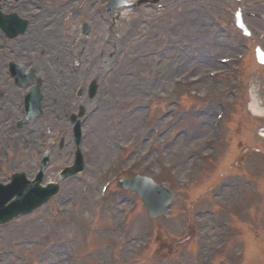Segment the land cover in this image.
Returning a JSON list of instances; mask_svg holds the SVG:
<instances>
[{
	"label": "rangeland",
	"instance_id": "obj_1",
	"mask_svg": "<svg viewBox=\"0 0 264 264\" xmlns=\"http://www.w3.org/2000/svg\"><path fill=\"white\" fill-rule=\"evenodd\" d=\"M85 1L91 4V0ZM192 5L195 13L199 12L198 18L193 19L190 27L194 33L184 39L181 38L180 31L178 37L182 39V44H188V49L193 51L191 55L195 54L198 60L190 58L191 55L186 51L180 54L179 51L171 52V44H176L174 41L171 43L172 39L167 41L168 44L164 42L167 44L164 45L165 52L161 51V55H153L154 50L160 49L159 40L156 36L150 38L147 32L155 24L150 18L149 22L144 19V12L141 9L130 15L132 20H129V15L121 18L120 25L133 32L129 34L125 44L119 41L116 48L118 52L113 46V34L111 38L109 37L108 43L103 41L107 37L103 31L100 32L98 41L94 34L89 35L85 40L83 45L85 53L80 59L82 68L86 71L84 72L86 76L91 74L90 78L98 80L99 86L97 95L93 99H87L85 96L82 101L85 105L86 117L82 122L80 148L85 162L83 178L92 182L89 198L79 201L76 210L68 207L69 215H64L65 220H62L60 226L53 225L52 220L48 219L49 209H56L53 198V207L51 205L45 211L37 210L31 217L28 216L29 218L20 217L12 220L5 227H0V264H49L52 262V256L57 253L60 255L64 253L61 264H66L64 260L66 253L73 264H171L170 255H173L172 252L177 248L184 221L182 219L188 214L194 212L196 214L199 210L205 209L207 200H211L207 196L210 197L212 193H216L217 198L213 199L215 202L221 200L225 205L227 199L233 201L234 207L228 206L230 214L232 211L237 213V210L239 213H244L246 221L254 220L253 224L260 225L258 230L264 243V161H261L262 163L253 171L248 172L251 167L248 165L249 158L244 153H241L240 159H234V156L242 151L240 148H254L257 153H264V140L257 135L258 129L264 127V118L258 119L259 117L253 116L248 110L252 99H256L264 107V91L260 88L261 80L264 78V67L255 65L252 69L249 65L254 56L251 55L252 58L247 59L245 74L240 77L245 89L241 84L237 85L234 82V76L239 77L240 72L234 73L228 69V72L220 71L216 79L208 77L209 70L217 67L216 60L232 47L225 37L220 35L215 20H220L231 29L235 35V42L243 40L242 35L231 27L230 13L235 12L238 7L242 10L244 23L250 31L254 46L264 50V0H243L242 3H237L236 0H194L191 4L184 0H174L170 9L176 12L183 6L190 9ZM205 7L212 13L214 19H209ZM159 13L166 17L167 10ZM256 13L261 14V19L256 17L258 15H253ZM74 38L75 33L71 32L62 43L71 50ZM145 40L147 43L143 45ZM219 42L220 49L217 48ZM222 43L226 47L221 48ZM71 53L74 54V50ZM90 53H96V63L90 62L88 56ZM174 54L176 57L172 56ZM40 55L43 57L42 53ZM40 55L36 54L37 57ZM51 56H53L51 52L44 55V58H47V66H44L47 72L41 69L44 83L41 91L47 100H44L42 116L30 121L20 130L15 127L10 130L11 112L0 111V116L4 118L3 123L0 124V146H7L6 149L13 154V158L11 157L5 167L11 172L25 171L30 177L33 170L27 168L24 163L26 160L35 159L34 152L47 148L52 163L45 172L44 183L49 179L58 181L56 172L69 165L70 148L69 146L66 148V142H70L71 148H74L71 125L65 118L69 109L60 108L59 104L54 106L51 102L52 90L60 96L62 91H65L58 79L60 71L55 70V65H51L53 61ZM40 59L42 58H36V63ZM88 63H93L95 66L93 71L89 70L92 71L91 73L85 67ZM98 68L101 71L97 72ZM67 69L65 68L64 73H68ZM189 70L191 75L183 81V84L178 85L177 88L171 84L173 78ZM55 72L58 78H55ZM118 72L120 74H117ZM114 73L116 77L111 78V74ZM117 79L124 80L128 84L126 89L128 92L124 86L116 88ZM230 84L234 85L230 87ZM139 86L144 88L141 93H136ZM236 87L239 90L238 103L234 107L228 106V112L221 124L223 129L221 134L225 136H221L220 143L228 146L224 152H217L218 155L201 161V154L207 152L205 150L209 148L205 138L209 137L210 119L217 111V102L221 99L230 103L228 94ZM12 92H5L3 98L5 96L7 100L11 99V95L15 93ZM177 92L181 95L180 98L176 97ZM20 99L16 97L14 101L16 107L20 104ZM171 101H174L173 106ZM129 120H135L137 126L128 128L126 123ZM4 125L9 133L8 141H4L6 137L1 129ZM32 129L35 140L31 142L34 145L26 144L25 134ZM12 136L16 138L14 143L10 139ZM131 137H135L136 140L128 150L125 149L124 152L120 150L122 153L118 164L116 162L120 154L118 146L126 145ZM219 138L220 134L216 141ZM62 139L63 146L60 148ZM23 148L26 154L24 158L21 157L24 155L21 153ZM104 148L107 150L106 153L103 151ZM0 159L5 162L1 155ZM119 172L122 176L135 173L150 176L175 191L176 195L173 199V210L153 220L148 217L139 200L134 202L136 204H132L134 210L129 221V231L127 233L125 231L124 235L119 237L117 246L114 247L115 253H118L115 254L117 260L111 263L106 257L109 238L113 236V231L111 232L110 229L119 217L121 208L125 206L117 204L116 199L121 200L131 193L119 190L113 185L108 197L104 201H99L97 192L99 183L103 179L112 178ZM247 181L255 185L254 189L250 188L253 184L247 185ZM258 181H260L259 185L256 184ZM60 184L66 191L67 203L69 197H77L76 182L72 183L66 179ZM235 185L238 187L235 188ZM57 213L60 216V212ZM226 215L224 211L223 217ZM195 217L196 220L201 221L202 216ZM200 221L195 227L197 230ZM232 221L235 223L234 217ZM76 223L79 225L74 228ZM205 224H208L209 228H201L200 233L203 239L205 234L209 242L214 244L220 226L215 229V224L212 222L206 221ZM83 232L89 233L90 237ZM242 234L249 242L252 237L254 240L257 237L260 239L258 234L251 232ZM185 236V241L181 242L183 245L188 244L187 234ZM145 237H150L148 246H142ZM195 245L196 253L204 255L205 252L200 247L201 241L197 240ZM183 249L181 247L179 251ZM235 253L234 249H227V259L233 256L234 260L231 259L233 264L237 262ZM254 253L256 257L253 262L264 264L261 247L257 246L250 250V255ZM247 255L246 252L244 259ZM184 262H186L185 258ZM174 264H176L175 259Z\"/></svg>",
	"mask_w": 264,
	"mask_h": 264
},
{
	"label": "bare ground",
	"instance_id": "obj_2",
	"mask_svg": "<svg viewBox=\"0 0 264 264\" xmlns=\"http://www.w3.org/2000/svg\"><path fill=\"white\" fill-rule=\"evenodd\" d=\"M198 13L199 12H197V14H196L193 8L188 9V12H186L184 9H182L180 15L175 16V18H173L172 21H163V22H161L159 24H156L155 25V33L156 34H162L161 33L162 29H165L166 33L171 34L172 32H179L182 29V31L180 33L182 38H185V34H186V36L188 34L192 35L194 32L191 30V28H190L191 24L188 23V22L191 21V20L193 21V19H195V18L197 19L198 18ZM179 16H180V19H179V21H177ZM186 24H187V26H186V28H184V25H186ZM40 26L41 25H39V27ZM178 26L181 27L180 30H176V28ZM69 34H70V30L65 31V32H63L62 30H57V31H53L52 34H49L48 37L49 38L53 37L54 39L57 40V39L63 38L65 35H69ZM49 38H47V36H46V38L44 40V43L43 42H38L37 40H35L34 47H36L37 49H41L42 50L41 52H43V51H45V49L43 50V47L48 44V47H51V48H49V52H51L52 55H53V56H51V60L53 58V61H51V65L52 66L55 65L54 66L55 70L63 71V65L68 60V57L65 54V51L58 50V54H57V51L55 52V48H52L53 47L52 46L53 42ZM30 43H31V37L28 38L24 43H21V44H23L25 47L28 45V47H29ZM55 44L57 45V42H55ZM56 58L58 59L57 61H55ZM196 60H198V59L196 58ZM94 61L95 60H93V62ZM132 63H133V65H135L134 62H132ZM85 67H86L87 71L94 70V68H95L93 63H88V64H86ZM54 75L57 77L56 72H55ZM60 79L63 80V75L62 74L60 75ZM127 85L128 84H126L124 80H119L118 84L116 85V88H119L120 86H124L125 90H126V89H128ZM142 88H144V87L143 86H139V88L136 89V93H141L142 90H143ZM126 92H128V91L126 90ZM52 102L56 103L57 102V98H53ZM250 107L255 113H258V114L263 113L262 112V108L258 105L256 100H253L251 102ZM126 125H127L128 128L131 129V128H134L135 126H137V122L135 120H129L126 123ZM30 136H32V134H30ZM103 151L106 153L107 150L104 148ZM75 227H77V226H75ZM245 254H246V252H245ZM56 259H58V258H56ZM59 263L60 262L58 260H55V264H59Z\"/></svg>",
	"mask_w": 264,
	"mask_h": 264
},
{
	"label": "snow or ice",
	"instance_id": "obj_3",
	"mask_svg": "<svg viewBox=\"0 0 264 264\" xmlns=\"http://www.w3.org/2000/svg\"><path fill=\"white\" fill-rule=\"evenodd\" d=\"M262 62H264V60H262Z\"/></svg>",
	"mask_w": 264,
	"mask_h": 264
}]
</instances>
